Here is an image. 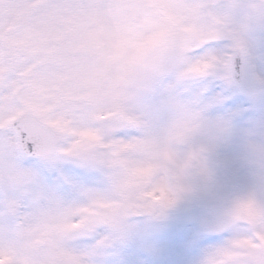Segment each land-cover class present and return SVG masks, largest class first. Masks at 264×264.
Masks as SVG:
<instances>
[{
  "label": "rangeland",
  "instance_id": "obj_1",
  "mask_svg": "<svg viewBox=\"0 0 264 264\" xmlns=\"http://www.w3.org/2000/svg\"><path fill=\"white\" fill-rule=\"evenodd\" d=\"M211 1L0 0L6 46L0 53L8 55L0 86V264H95L105 241L80 246L95 225L107 224L117 238L123 219L150 218L177 197L204 199L206 226L225 221L223 239L205 246L196 264H217L221 252L244 255L243 264H256V253L264 261L259 149L237 183L236 176L217 184L180 155L191 118L180 96L215 60L194 61L198 45L226 34L253 43L262 33L260 23L236 21L230 2L215 0L217 6L207 8L212 14L199 9ZM235 1L238 7L256 3L246 5L253 7L252 19L259 12L264 17V0ZM4 65L1 59L0 69ZM21 112L57 129L64 141L60 156L28 164L14 154L9 121ZM98 116L103 123L95 122ZM62 170L84 179L46 181V174ZM253 228L256 239L249 235ZM39 241L46 246L35 253Z\"/></svg>",
  "mask_w": 264,
  "mask_h": 264
},
{
  "label": "snow or ice",
  "instance_id": "obj_2",
  "mask_svg": "<svg viewBox=\"0 0 264 264\" xmlns=\"http://www.w3.org/2000/svg\"><path fill=\"white\" fill-rule=\"evenodd\" d=\"M220 40L204 45L192 59L210 60L203 76L191 79L180 96L191 118L180 155L217 184L242 174L256 149L264 159V33L243 56H232ZM46 181L82 180L72 170L46 174ZM206 201L174 198L151 217L131 215L120 222L112 238L107 224H97L81 247L105 241L95 264H196L205 246L218 242L206 230Z\"/></svg>",
  "mask_w": 264,
  "mask_h": 264
},
{
  "label": "water",
  "instance_id": "obj_3",
  "mask_svg": "<svg viewBox=\"0 0 264 264\" xmlns=\"http://www.w3.org/2000/svg\"><path fill=\"white\" fill-rule=\"evenodd\" d=\"M24 125H27V130L24 129ZM42 125L34 120L33 118L29 117H20L15 122L12 123V128H14L18 134V138L22 140L23 138L29 136L32 134L33 130L32 127L35 129H38V131L41 132V136L39 138H36V140L40 143V145L43 147V153L37 154L40 156H46L50 153L56 152V144L50 146V141L52 139H55V135L48 130L45 127H41ZM47 141V142H46ZM49 144L47 147L46 145Z\"/></svg>",
  "mask_w": 264,
  "mask_h": 264
}]
</instances>
